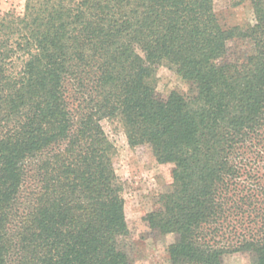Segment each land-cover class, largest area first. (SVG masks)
Listing matches in <instances>:
<instances>
[{
	"label": "trees",
	"instance_id": "obj_1",
	"mask_svg": "<svg viewBox=\"0 0 264 264\" xmlns=\"http://www.w3.org/2000/svg\"><path fill=\"white\" fill-rule=\"evenodd\" d=\"M25 0L0 13V264H131L116 118L172 164L144 221L168 264H264V0ZM241 50L231 56V44ZM166 66L188 93L156 92Z\"/></svg>",
	"mask_w": 264,
	"mask_h": 264
},
{
	"label": "rangeland",
	"instance_id": "obj_2",
	"mask_svg": "<svg viewBox=\"0 0 264 264\" xmlns=\"http://www.w3.org/2000/svg\"><path fill=\"white\" fill-rule=\"evenodd\" d=\"M25 0H0V13L21 14ZM214 11L223 27L243 26L253 22L250 0H213ZM241 43L231 44V56L244 50ZM156 92L167 95L171 91L188 93V84L173 70L160 66L156 72ZM101 125L114 144V167L122 184L125 219L129 235L125 246L131 264H168L166 247L173 235L163 238L146 226L144 217L157 209V198L171 180L172 164L157 163L148 148H132L127 143L121 122L116 118L103 119ZM223 264H250L243 255L226 254Z\"/></svg>",
	"mask_w": 264,
	"mask_h": 264
}]
</instances>
